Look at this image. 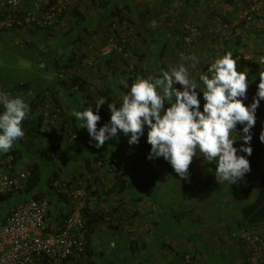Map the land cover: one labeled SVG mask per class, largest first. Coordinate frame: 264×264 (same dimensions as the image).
<instances>
[{
	"label": "rangeland",
	"instance_id": "rangeland-1",
	"mask_svg": "<svg viewBox=\"0 0 264 264\" xmlns=\"http://www.w3.org/2000/svg\"><path fill=\"white\" fill-rule=\"evenodd\" d=\"M33 1L46 7L53 0H23L21 10ZM96 1L64 0L53 25L18 29L0 39V91L30 106L21 125L24 136L12 147L16 153L5 154L0 169L29 178L27 169L37 162L41 183L57 192L82 188L77 201L83 203L84 222L85 206L102 210L101 221L88 232L81 264H264V228L246 223L240 212L245 203L229 198L227 182L214 176V163L193 157L187 178L171 170L162 183L155 174L163 158H146V130L137 144L118 135L96 148L72 115L90 106L95 111V100L107 91L119 104L127 91L122 78L130 85L183 63L198 79L229 52L237 70L247 69V78L258 82L264 71L256 62L264 55V0H106V7ZM117 7L123 19L111 14ZM192 55L199 61L195 66L181 60ZM40 115V135L29 137L28 121ZM99 115L98 128L108 122L109 108L101 105ZM50 143L52 159L41 158ZM258 161L264 170V153ZM250 177L256 185L258 172ZM118 178L127 180L122 191ZM27 180L23 194L32 190Z\"/></svg>",
	"mask_w": 264,
	"mask_h": 264
},
{
	"label": "clouds",
	"instance_id": "clouds-1",
	"mask_svg": "<svg viewBox=\"0 0 264 264\" xmlns=\"http://www.w3.org/2000/svg\"><path fill=\"white\" fill-rule=\"evenodd\" d=\"M185 59L191 60L192 66L199 63L194 55L181 57ZM256 62L264 65V55ZM258 75L255 96L245 105L247 69L238 71L237 59L229 52L216 58L206 73H198V79L183 63L156 77L137 78L130 85L122 78L120 84L127 91L119 104L108 103L110 118L99 128L104 97L95 100V111L90 106L74 110L72 115L96 148L118 135H125L129 145L137 144L146 130L150 145L147 159L162 157L178 177L187 178L193 157H200L215 164L217 181L237 184L251 170L247 159L252 153L250 130L256 123V109L264 100V71ZM176 83L182 87H174ZM197 89L202 93V108ZM29 113L30 106L22 97L0 91V154L24 136L21 125ZM237 125L241 126L239 132ZM258 138L264 143V126ZM237 140L243 141L239 148L234 146Z\"/></svg>",
	"mask_w": 264,
	"mask_h": 264
},
{
	"label": "built area",
	"instance_id": "built-area-1",
	"mask_svg": "<svg viewBox=\"0 0 264 264\" xmlns=\"http://www.w3.org/2000/svg\"><path fill=\"white\" fill-rule=\"evenodd\" d=\"M23 0H0V36L14 35L19 28L48 27L63 13L64 0H53L46 7L33 1L30 9L21 10ZM4 34V35H5ZM3 36V35H2ZM25 172L9 174L0 169V195L23 188ZM55 184V183H54ZM72 210L63 218L58 230L50 231L46 215L49 203L45 198L26 197L0 221V264H76L85 252L86 235L83 203L77 201L82 188L65 189Z\"/></svg>",
	"mask_w": 264,
	"mask_h": 264
},
{
	"label": "trees",
	"instance_id": "trees-1",
	"mask_svg": "<svg viewBox=\"0 0 264 264\" xmlns=\"http://www.w3.org/2000/svg\"><path fill=\"white\" fill-rule=\"evenodd\" d=\"M98 2L100 3V5L102 7H106V4H107L106 0L105 1L99 0ZM70 12L75 16L79 15V13L76 9H73V10L70 9ZM116 13H120L119 15H120L121 19H123L122 9H119L117 7V8H115V12H111V14L114 16V18H115ZM33 28H39V27L34 26ZM43 28H45V27H43ZM19 29H21V28H19ZM39 29H41V28H39ZM77 81L78 80L75 79L74 83H77ZM62 84L65 85L64 82H62ZM108 93H109L108 91L104 93V96L106 95L105 96L106 102L104 103V105L107 108H108L109 102L115 103L113 98L111 96H109ZM255 93H256V88L249 91V93H248L249 98H245L243 100V103H245V105L251 103L253 97L255 96ZM57 106L59 107V104H57ZM255 116H256V123L250 130L251 136H252V139L250 141L252 153L250 156H247L251 170H250V172L246 173L245 176L243 177V179H241L237 184H230L229 185L227 182V194H228L229 198L235 202H237V201L245 202L244 206H242L240 208V212H241L242 217L245 219L246 223L248 225H251V226L264 223V170L259 165V161H258L259 156L264 153V143L260 142V140L258 138L259 133L262 129V126H264V100H262L260 102L259 107L256 109ZM41 124H42V116L41 115L37 118V121L35 123L28 121V124H27L28 126H27L26 130H27L29 137L40 135L39 129L41 127ZM240 127H241L240 125H237V131L238 132L240 131ZM242 143H243V141L237 140L234 143V146L239 148V145ZM54 149H55V146L52 143L48 144L46 147H43L40 150V157L44 158V159H50L51 160L52 159L51 151H53ZM15 153H16V151L13 148H11L7 152V154H13V155H15ZM239 154L246 155L245 153H242V152H240ZM115 161H116V164L119 162L118 159H115ZM158 166H159V170L155 175L159 181H162V183L166 182L169 178V175H172L171 170H173V169L170 166V164L167 161H165L164 159L160 160ZM27 170L30 173L29 178H27L28 179L27 180V183H28L27 188L32 189L35 185H37V183L40 180L39 176L41 174V166L37 162L32 161ZM254 172H258V174H259V180H258V182H256V185L258 187V190H257L258 192H257L256 197L253 200L249 201L251 196H252L254 186H255L252 178L250 177L251 174H253ZM8 173L9 174H15L13 169H9ZM127 176H129V175H127ZM54 178H55V176L52 177V179H54ZM117 181H118L117 183L120 184L119 191H122L123 189L126 188V186H127V180L126 179H124V180L119 179ZM147 182H150V183L153 182L154 183V181H147ZM9 194H10V192L0 195V202L5 200ZM34 198H40V197L34 195ZM84 208L85 209L88 208V210H89V213L87 214V216L85 218V224H84V229H85L84 232H85L86 241H87L88 240V237H87L88 232L93 229V226L97 222L101 221L100 217H102L101 216L102 210H99V209L91 210V209H89V207H86V206ZM121 222H122V220L120 221V223ZM86 245H87V243H86ZM86 249L87 248L85 246L84 254L86 253ZM83 257H84V255L82 256V258ZM82 258H80V259H82ZM81 261L82 260H79V262L76 264H81Z\"/></svg>",
	"mask_w": 264,
	"mask_h": 264
},
{
	"label": "crops",
	"instance_id": "crops-1",
	"mask_svg": "<svg viewBox=\"0 0 264 264\" xmlns=\"http://www.w3.org/2000/svg\"><path fill=\"white\" fill-rule=\"evenodd\" d=\"M5 33L11 34V33H7L6 31H4L2 33L3 36L1 35L0 39L7 40L9 38V37L8 38L6 37ZM255 88H257V82L252 83V81L249 80V86L247 88L246 98H249L248 97L249 91H251L252 89H255ZM5 154H7V153L0 154V161L2 160V158L7 157V156L4 157ZM6 170L8 171L9 168ZM45 182L47 183V181H45ZM54 189H55L54 186H50L49 184L45 185V184L41 183V181L39 180L37 185H35L32 188V190H27L26 194H23V191L10 192L8 197L5 200L0 202V221H4L6 216L9 214V211L13 207H15L18 203H20L21 201L26 199V197L31 196V195H35V196H39L40 198H45L48 201L49 209H48V212L46 215V220L49 224L50 231L58 230L62 226L63 218L70 211L71 207H70L69 202L66 198V195H64L62 193L63 191L61 192V189H60V191L57 192ZM257 190H258V187H257V185H255L252 196H251L249 201L253 200L256 197L257 192H258ZM64 209H66V211H64ZM259 225L264 228V223L259 224ZM84 256H85V254H84ZM39 262L41 264H48V263L44 262L43 260H36L35 264H39Z\"/></svg>",
	"mask_w": 264,
	"mask_h": 264
}]
</instances>
